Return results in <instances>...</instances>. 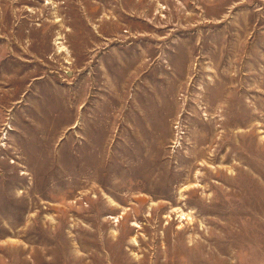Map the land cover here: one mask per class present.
<instances>
[{
	"label": "rangeland",
	"instance_id": "rangeland-1",
	"mask_svg": "<svg viewBox=\"0 0 264 264\" xmlns=\"http://www.w3.org/2000/svg\"><path fill=\"white\" fill-rule=\"evenodd\" d=\"M0 264H264V0H0Z\"/></svg>",
	"mask_w": 264,
	"mask_h": 264
}]
</instances>
